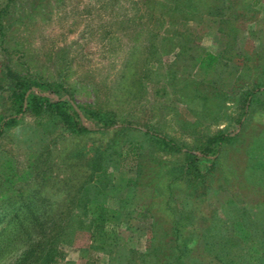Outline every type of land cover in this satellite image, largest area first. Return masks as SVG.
<instances>
[{
	"label": "rangeland",
	"instance_id": "rangeland-1",
	"mask_svg": "<svg viewBox=\"0 0 264 264\" xmlns=\"http://www.w3.org/2000/svg\"><path fill=\"white\" fill-rule=\"evenodd\" d=\"M199 1L0 0V264L52 237L70 239L59 264H264V0H236L230 31ZM36 82L116 126L18 112L15 88ZM205 147L217 159L190 164ZM86 192L108 208L106 242Z\"/></svg>",
	"mask_w": 264,
	"mask_h": 264
},
{
	"label": "trees",
	"instance_id": "trees-1",
	"mask_svg": "<svg viewBox=\"0 0 264 264\" xmlns=\"http://www.w3.org/2000/svg\"><path fill=\"white\" fill-rule=\"evenodd\" d=\"M200 1L203 2L204 0ZM209 1L204 11L198 14L203 15L205 13V15L209 18L223 23L228 27L227 31H230L229 28L231 25H235L236 19L245 17V13H243V11L240 8L238 9V6L235 5L236 0ZM255 1L256 0H254V2ZM254 2L252 3V6ZM241 8H244L243 5ZM194 11L197 13L198 10L194 8ZM202 55L203 56L200 58V61L207 64L208 67L214 66L219 61V55L216 53L206 52ZM39 90L41 91L40 93H38ZM47 90L52 92L55 97L52 98L42 93ZM66 94V90H64L61 85H45L44 83L36 82L35 84H30L25 88H15V91L13 92V99L18 106V112L21 113L29 109L45 110L47 106H54L56 109L61 110L62 114H65L64 121L66 124L70 126L73 131L78 133L88 132L91 130L108 131L112 127L116 126L117 123L115 122V118L111 113L102 110H93L79 107L78 105H75V103L72 101V98H68ZM83 119L85 121H83ZM228 138V135L222 131L211 137L209 139V145L215 144V147H217L212 151H216L215 153L217 154L223 146V143L229 140ZM157 139L159 143H163L164 146H169L175 151L182 150V148L172 139L163 136H158ZM138 148V145L133 142H130L127 146V150L133 149L134 153L138 151ZM208 148L209 147H205L204 149L199 150L200 155L198 153H195L196 155H190V164L198 165L200 163H207L217 159V157H215L217 155H212L214 158H212L211 155H208L210 151ZM87 193L88 192L84 193V195H86V200H83L81 202L82 204H79V207L83 206L84 214L87 218L86 222H88L87 227L92 233V236L94 238L97 237V239H99L101 242H106L108 237L104 233V227L108 221V208L104 203L99 202V199L96 198L95 195L93 197L94 199H88ZM146 206V204H142L141 208H145ZM79 224H83L82 221H80ZM69 240V238L59 239L52 237L49 238V240L40 241L37 245L26 252L16 264H59L58 260L60 259V252L59 249H57L59 245L58 243L67 242ZM170 255L171 253H169V256ZM181 257L182 256L180 254L178 258ZM167 264H173V261H168Z\"/></svg>",
	"mask_w": 264,
	"mask_h": 264
}]
</instances>
